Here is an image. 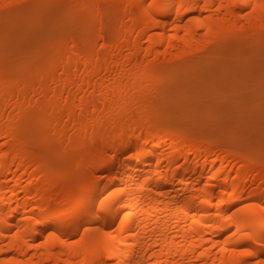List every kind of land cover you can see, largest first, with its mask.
I'll return each mask as SVG.
<instances>
[{"label":"bare ground","instance_id":"1","mask_svg":"<svg viewBox=\"0 0 264 264\" xmlns=\"http://www.w3.org/2000/svg\"><path fill=\"white\" fill-rule=\"evenodd\" d=\"M64 8L82 45L0 57V264H264V154L162 101L168 69L264 45V0H0V20Z\"/></svg>","mask_w":264,"mask_h":264},{"label":"rangeland","instance_id":"2","mask_svg":"<svg viewBox=\"0 0 264 264\" xmlns=\"http://www.w3.org/2000/svg\"><path fill=\"white\" fill-rule=\"evenodd\" d=\"M70 9V14L67 8L56 10V14L53 11L51 15L47 11H28L10 20H0V57L8 59L9 64L5 69L19 71L36 57L48 55L52 44L59 39L62 43L69 40L66 41L69 43L70 31L72 35L84 37L89 24L79 21V24L73 23V27L71 14L78 12L76 8ZM106 20L110 25L111 21ZM77 36L73 35L74 41ZM82 36L77 37L79 45L83 44ZM213 55L164 72L163 79L175 85L170 96L162 101L175 110L177 107L178 111L171 116L184 126L185 133L203 131L204 134L199 132L197 138L201 139L202 135L201 140L205 141L208 136H213L214 142L215 137L217 140L223 136L225 141L230 138L231 143L225 142L227 146L239 142L264 154V45L248 44L243 49L234 47ZM233 138L238 140L234 142ZM217 141L219 143V139ZM225 149H230V145Z\"/></svg>","mask_w":264,"mask_h":264}]
</instances>
